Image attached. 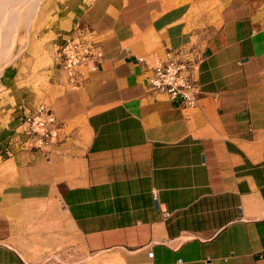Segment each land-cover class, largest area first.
<instances>
[{
    "label": "crops",
    "instance_id": "obj_1",
    "mask_svg": "<svg viewBox=\"0 0 264 264\" xmlns=\"http://www.w3.org/2000/svg\"><path fill=\"white\" fill-rule=\"evenodd\" d=\"M154 2L82 6L104 60L47 69V157L0 128V264H264V0ZM169 53L197 63L195 106L148 88Z\"/></svg>",
    "mask_w": 264,
    "mask_h": 264
},
{
    "label": "rangeland",
    "instance_id": "obj_2",
    "mask_svg": "<svg viewBox=\"0 0 264 264\" xmlns=\"http://www.w3.org/2000/svg\"><path fill=\"white\" fill-rule=\"evenodd\" d=\"M41 1L38 6L39 12L32 19L31 27L22 25L17 29L18 34L15 31L13 46L9 49V61L3 60L0 63L2 69L0 72V128L13 122V120H17L21 114L28 113L40 104L48 105L47 98L53 96L52 90L48 86L53 78H47L45 73H48L51 65L61 69L57 64V56L62 43L60 48L56 50L57 34L60 31H68L75 26H77L76 28L82 27V19L78 13L80 14L83 9L82 6L88 0ZM230 1L155 0L154 3L157 11H162L178 3H185L186 6L192 5L195 13H198L199 9H205L207 15L212 17L215 11H220ZM1 44L0 42V48L2 47ZM5 69L11 70L8 76L3 75ZM5 78L9 80V83L1 84ZM69 83L71 82L69 81ZM53 148L44 152L45 157L53 151ZM6 157L7 155H4L0 158L2 170L5 167L1 165V161Z\"/></svg>",
    "mask_w": 264,
    "mask_h": 264
},
{
    "label": "built area",
    "instance_id": "obj_3",
    "mask_svg": "<svg viewBox=\"0 0 264 264\" xmlns=\"http://www.w3.org/2000/svg\"><path fill=\"white\" fill-rule=\"evenodd\" d=\"M103 60L99 41L84 27L76 28V32L64 40L57 56V64L73 84L80 76L79 68L93 67ZM148 71L147 85L151 91L166 94L180 105H196L199 86L195 60H183L169 53L165 59L155 61ZM18 119L26 135L23 141L26 148L47 152L56 145L61 123L48 105L40 104Z\"/></svg>",
    "mask_w": 264,
    "mask_h": 264
},
{
    "label": "bare ground",
    "instance_id": "obj_4",
    "mask_svg": "<svg viewBox=\"0 0 264 264\" xmlns=\"http://www.w3.org/2000/svg\"><path fill=\"white\" fill-rule=\"evenodd\" d=\"M41 2V0H0V42L2 43V47L0 48V63L3 60H8L10 57L9 49L13 46L15 31L17 33V29L22 25L28 28L31 27L32 19L37 16L39 12L38 6ZM1 70L0 67V72ZM10 72V69H5L3 75L8 76ZM5 79H3L1 84L6 85L9 83V80Z\"/></svg>",
    "mask_w": 264,
    "mask_h": 264
}]
</instances>
